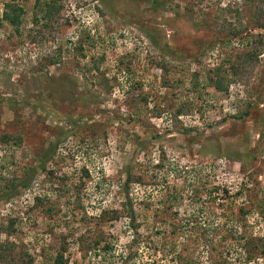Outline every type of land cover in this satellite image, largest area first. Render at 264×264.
<instances>
[{"label":"rangeland","instance_id":"1","mask_svg":"<svg viewBox=\"0 0 264 264\" xmlns=\"http://www.w3.org/2000/svg\"><path fill=\"white\" fill-rule=\"evenodd\" d=\"M0 264H264V0H0Z\"/></svg>","mask_w":264,"mask_h":264},{"label":"trees","instance_id":"2","mask_svg":"<svg viewBox=\"0 0 264 264\" xmlns=\"http://www.w3.org/2000/svg\"><path fill=\"white\" fill-rule=\"evenodd\" d=\"M37 8L35 11V15L33 18V21L35 24L40 23L39 21H42V27H46L48 28L55 13L58 12L59 7L55 6L54 4H50V3H39L37 2ZM21 9L17 8V11H19ZM20 15V13L18 14L15 9L13 7H9V5H6L5 7V11L3 13V19L8 21L11 24L17 25L18 23V16ZM45 22V23H44ZM56 57L55 56H51L49 57V59H47L46 57V62H49L50 64H53V62H55Z\"/></svg>","mask_w":264,"mask_h":264}]
</instances>
